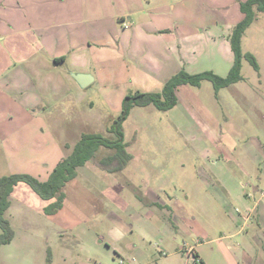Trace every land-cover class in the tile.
Instances as JSON below:
<instances>
[{"label": "rangeland", "instance_id": "374dc122", "mask_svg": "<svg viewBox=\"0 0 264 264\" xmlns=\"http://www.w3.org/2000/svg\"><path fill=\"white\" fill-rule=\"evenodd\" d=\"M145 16L191 26L181 68L173 41L144 40L123 23L112 28V45L93 32L75 38L89 39L93 56L95 48L106 49V61L87 68L96 80L80 87L72 77L78 68L68 62L63 78L58 70L43 80L47 107L35 116L0 97V177H44L85 132L113 138L108 129L130 91L161 92L180 69L228 74L231 21L244 16L240 0H180L176 9ZM105 26L109 31L111 24ZM242 46L256 56L259 71L244 57L243 79L218 96L204 80L179 86V101L167 111L135 106L124 122L129 163L103 169L99 160L112 150L102 146L67 183L57 212L47 215L44 207L54 199L20 183L6 211L14 233L0 245V264H264V12L257 11ZM106 52L119 60L109 61Z\"/></svg>", "mask_w": 264, "mask_h": 264}, {"label": "crops", "instance_id": "0c3cea01", "mask_svg": "<svg viewBox=\"0 0 264 264\" xmlns=\"http://www.w3.org/2000/svg\"><path fill=\"white\" fill-rule=\"evenodd\" d=\"M133 2H137L139 8H132ZM179 2L159 0L154 4L153 0H0V97L7 100L3 102L8 103L16 112H31L33 116L41 114L38 109L41 106L47 107L43 102V91L47 89L43 80L47 77L49 81L53 80V73L58 70L63 78L60 68L68 62L78 68L76 72H88L87 68L94 63L106 61L102 57L106 49L95 48L93 56L90 40L88 44L76 39L89 37L93 32L94 37H106L108 45H112V28L116 30L118 23L129 25L135 36L144 40L159 41L164 38L173 41L174 50L179 52L181 68L184 60L182 42H186L188 31H191L187 29L191 26L180 20L162 21L145 16L160 7L171 5L176 9ZM241 18L237 16L231 21V30ZM105 22L111 24L109 31L105 29ZM86 23L92 24V27ZM113 34L120 41L123 40L117 31ZM222 36L226 37L225 34ZM168 46L165 50L171 49ZM106 53L108 59L112 58L109 61L119 60L118 56ZM63 56L66 58L62 59ZM219 93L220 90L217 96ZM128 146L127 143V149ZM54 168L47 169L44 177L39 178H49ZM261 197H264V190ZM255 204H259L258 201ZM199 258L196 260H203Z\"/></svg>", "mask_w": 264, "mask_h": 264}, {"label": "trees", "instance_id": "16d2710c", "mask_svg": "<svg viewBox=\"0 0 264 264\" xmlns=\"http://www.w3.org/2000/svg\"><path fill=\"white\" fill-rule=\"evenodd\" d=\"M243 18L233 27L229 35L231 49L234 53V62L226 76L215 74L208 70L202 73L190 74L185 69L176 72L169 80L164 83L162 91L142 90L130 91L122 100V110L112 125L108 129L113 133V138L106 137L101 132L83 133L75 144L73 151L64 156L50 173L49 178L43 180L39 177L30 175V173H10L0 177V245L11 243L13 230L11 222L6 217V211L11 205L10 196L20 183H26L41 198L54 201L44 207L47 215L57 212L63 207L66 194L64 188L68 182L77 175L78 168L94 158L97 151L104 146L112 152L99 160L103 169L115 172L123 170L132 158V154L127 149L125 142L124 122L129 118L131 110L135 106L146 107L154 105L160 111H167L177 104V88L184 84L196 85L202 84L204 80H211L216 94L221 88L231 84L238 83L243 79L241 69L243 67V58L246 57L253 65V68L259 71L261 65L252 52L243 53L242 39L245 31L250 27L256 18L257 11L264 12V0H245L240 1ZM63 56L62 59H65ZM196 258L199 255L195 254ZM200 259V258H199ZM201 260V259H200Z\"/></svg>", "mask_w": 264, "mask_h": 264}, {"label": "water", "instance_id": "95a60500", "mask_svg": "<svg viewBox=\"0 0 264 264\" xmlns=\"http://www.w3.org/2000/svg\"><path fill=\"white\" fill-rule=\"evenodd\" d=\"M72 77L80 87H88L95 79L94 76L88 72H73Z\"/></svg>", "mask_w": 264, "mask_h": 264}]
</instances>
